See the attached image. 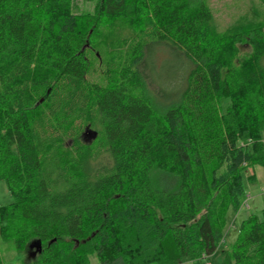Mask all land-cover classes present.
Instances as JSON below:
<instances>
[{
	"label": "trees",
	"instance_id": "trees-1",
	"mask_svg": "<svg viewBox=\"0 0 264 264\" xmlns=\"http://www.w3.org/2000/svg\"><path fill=\"white\" fill-rule=\"evenodd\" d=\"M72 4L0 0L1 239L41 241L23 264H205L264 167V19L217 30L207 0H99V81ZM220 264H264V207Z\"/></svg>",
	"mask_w": 264,
	"mask_h": 264
},
{
	"label": "rangeland",
	"instance_id": "rangeland-1",
	"mask_svg": "<svg viewBox=\"0 0 264 264\" xmlns=\"http://www.w3.org/2000/svg\"><path fill=\"white\" fill-rule=\"evenodd\" d=\"M212 8L214 14V27L217 30H223L230 27L236 20L244 18L247 21L264 19V5L260 4L257 0H207ZM99 0H73L72 11L81 18V23L86 24L89 40L86 41L88 47V56L93 61L94 72L91 71V78L102 81L101 78V66H99L102 59H104L108 53V48L103 40L101 34H92L91 28V16L96 12L98 8ZM85 28V27H84ZM248 47L242 48V53L248 52ZM167 56H157L158 62H163ZM167 60V59H166ZM164 63V62H163ZM162 63V64H163ZM173 62L166 61L162 65V69L156 71V75L162 74L163 70H168L171 74ZM170 69V70H169ZM227 101L222 100L221 105L224 109ZM262 140L264 142V129L261 133ZM256 181L249 182L246 178V174H243V182L245 187V200L237 211L230 209L228 213V226L234 223L235 227H230L223 245L219 246L217 251L207 259L210 264H220V252L222 249L227 248L235 238L237 232V226L241 220L248 217L250 214H254L258 217L262 216V210L264 207V194L262 193V187L264 185V167L257 166L255 168ZM12 201V196L8 191L7 185L4 180L0 179V206L7 205ZM34 249L18 250L15 248L11 241L2 240L0 237V256L2 264H23L25 260L31 257V253ZM191 260H185V264H191ZM90 264H100L96 254L90 255Z\"/></svg>",
	"mask_w": 264,
	"mask_h": 264
},
{
	"label": "water",
	"instance_id": "water-1",
	"mask_svg": "<svg viewBox=\"0 0 264 264\" xmlns=\"http://www.w3.org/2000/svg\"><path fill=\"white\" fill-rule=\"evenodd\" d=\"M42 101V99L40 100ZM87 135H91L90 131L86 132ZM29 248L34 249L31 253V257H34L36 255L37 252H40L41 250V241L40 240H34L29 244Z\"/></svg>",
	"mask_w": 264,
	"mask_h": 264
},
{
	"label": "built area",
	"instance_id": "built-area-1",
	"mask_svg": "<svg viewBox=\"0 0 264 264\" xmlns=\"http://www.w3.org/2000/svg\"><path fill=\"white\" fill-rule=\"evenodd\" d=\"M262 193L264 194V185L262 187ZM205 264H210V263L206 260V263Z\"/></svg>",
	"mask_w": 264,
	"mask_h": 264
},
{
	"label": "crops",
	"instance_id": "crops-1",
	"mask_svg": "<svg viewBox=\"0 0 264 264\" xmlns=\"http://www.w3.org/2000/svg\"><path fill=\"white\" fill-rule=\"evenodd\" d=\"M232 226L235 227L234 223H232L231 227H232Z\"/></svg>",
	"mask_w": 264,
	"mask_h": 264
}]
</instances>
